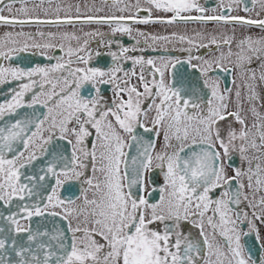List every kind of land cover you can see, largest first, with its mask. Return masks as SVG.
Here are the masks:
<instances>
[{
    "label": "snow or ice",
    "instance_id": "snow-or-ice-1",
    "mask_svg": "<svg viewBox=\"0 0 264 264\" xmlns=\"http://www.w3.org/2000/svg\"><path fill=\"white\" fill-rule=\"evenodd\" d=\"M15 2L11 0L6 4L5 0H0V23L61 22L59 17L56 21H41L39 17L30 16L26 7L15 10L27 17L19 19L12 14ZM20 2L27 3V0ZM111 3L123 4L117 8L121 13L130 12L132 8L136 13L89 15L83 22L108 24L113 35L128 36L133 33V28L126 23L130 20L143 24L216 21L264 29V19L228 14L236 11L243 0H229L227 4L219 0V7L225 9L219 15H206L208 9L199 0H147L150 7L146 9L141 8L140 0L134 5L124 0H111ZM256 3L264 11V0H253L254 6ZM153 8L172 15L166 20L139 17L140 11L151 12ZM5 9L10 15H4ZM243 10L251 12L253 9L245 4ZM193 11L200 15H184ZM65 22L71 24L73 17H65ZM38 35L45 37L43 32ZM138 35L144 37L145 43L177 39L194 44L192 38L175 33L172 37L149 36L143 32ZM6 36L8 39L0 42V58L4 61L30 49L39 50L42 56L47 54L45 50L54 48L64 52L60 57L49 56L56 63L47 66H0V85L27 81L20 83L19 90H12L10 100L0 103V121L4 122L0 127V201L9 204L15 197L23 200L24 194L33 195L29 185L21 182V170L42 156H51L46 167L40 169L44 175L26 178L33 183L51 174L57 187L47 197L44 209L39 205L31 208L23 205L22 211L30 220L43 215L48 207H60L71 232L70 236L60 232L54 237L58 241L59 254L49 250L43 261L33 256L32 264H257L251 251L241 243V236L254 232L258 237L259 229L249 221L248 233H242L240 224L248 219V213L234 209L247 202L253 209L252 215L264 224V113L257 107L259 103L260 108H264V97L257 91V87L264 86V36L236 40L226 34L219 37L198 34L201 41L208 40V44L196 45L198 48L215 45L220 51L219 56L211 59L189 56V64L193 59L201 61L200 65H192L199 67L203 76L199 91L184 73L175 72L171 82L166 79L165 73L169 67L175 69L180 63L178 59L161 57L160 66H157L154 59L129 55L136 51L135 47L121 45L119 53L111 51L109 55L115 63L106 69L89 67L94 55L88 50L91 38L99 37L108 48L114 43L111 39L105 40V34L99 31L85 33L82 42L75 34L63 33L60 40L69 41L67 45L53 42L56 33H48L46 43L36 42L30 33H15V37H23V40L14 38L11 32ZM72 40L77 42L76 47L72 46ZM139 43L137 40L136 44ZM100 55L99 51L95 52V56ZM125 61L132 62L130 70L123 67ZM74 63L84 67L73 68ZM137 65L140 67L138 76ZM149 65L153 70L151 79L144 71ZM217 71L231 74L233 83L239 73L242 86L247 89V113L251 121L245 114L240 88L235 92V109H230L231 89H221L220 77L211 75ZM133 76L137 77L142 91L131 83ZM85 85H91L95 95L85 94ZM104 85L112 86V97L106 98L102 92ZM37 88L39 91H35ZM30 92L32 96L28 102L25 97ZM36 105L47 109L43 118L25 115L14 121L5 120V117H15L21 108H35ZM150 114L152 127H147L145 122L149 121ZM233 121L239 128L233 126ZM137 128H143L146 133L154 132L156 137L163 132L161 149L157 151L153 140H145L137 134ZM124 134L140 146L138 157L128 159ZM56 139L72 145L71 158L64 156L63 151H49ZM237 157L240 164L233 163ZM89 166L92 175L82 181L86 185L82 202L77 204L75 200L62 199L57 189L69 180L84 177ZM157 170L163 174L162 182L155 175ZM234 183L236 190L232 191ZM217 189H223V193L214 198ZM209 211L210 216L207 215ZM7 219L15 226V232L29 230L16 216ZM205 220L212 228L211 236L205 234ZM185 222L200 229L203 243L207 245L206 257L202 256L200 245L193 243L181 230ZM217 236L223 243L216 239ZM35 238V235L28 237L29 240ZM261 248L264 249V245ZM0 249H6L5 239H0ZM16 254L21 257L19 264H28L23 259L24 249ZM0 264H3V257H0ZM260 264H264V258L260 259Z\"/></svg>",
    "mask_w": 264,
    "mask_h": 264
},
{
    "label": "flooded vegetation",
    "instance_id": "flooded-vegetation-1",
    "mask_svg": "<svg viewBox=\"0 0 264 264\" xmlns=\"http://www.w3.org/2000/svg\"><path fill=\"white\" fill-rule=\"evenodd\" d=\"M11 0H5V3H10ZM225 4L229 3V0H224ZM124 3H129L134 5L136 0H124ZM199 3L204 6L208 11L205 13L206 15H219L221 12H224L225 9L219 7V0H199ZM141 8L146 9L149 8L150 5L147 3V0H140ZM247 5L250 9H253L251 12H245L243 10L244 5ZM2 7V6H0ZM28 8L29 15L32 17H39L41 21H56L59 17L61 22L53 23V22H46V23H26L23 25L15 24V25H7L0 23V42L8 39L6 36L7 33H13L14 38L23 40V37H15V33L24 32L30 33L35 37L36 42L39 43H46L47 34L48 33H56V40L53 41L54 43H64L67 45L69 41L67 40H60V35L63 33L75 34L76 36L81 37V42L86 37L84 36L85 33L89 32H96L99 31L105 34L104 39H111L114 41L111 48L105 47L104 41L100 40L99 37L91 38L89 51L94 53L93 59L89 62V67H101V68H108L113 63L112 57L109 55L111 51H116L119 53L120 46L123 45L124 47L132 48L135 47L136 51L130 52L129 55L132 56H143L145 59H154L157 62V66H160V58L166 57L173 60L178 59L180 61L179 64H176L175 69L169 67L168 71L165 73L166 79L170 82L174 79L175 72L184 73L186 77L190 78L198 87L197 91H199V86L202 85L203 76L199 70V67L194 68L192 65H200L201 61L197 59H193L191 64L188 63L189 56L192 57H202L204 59H211L213 56H219L220 51L216 48L215 45H209L206 48H198L196 45L203 42L204 44H208L207 39H203L201 41L198 34L202 35L203 37H208L211 35H215L217 37L221 36L222 34H226L228 36H234L236 40H239L240 37L245 34L247 36L256 35V38L264 36V29H261L256 26H248L241 23H223V22H216V21H198V20H177L174 23H137L135 21H126V23L133 28L132 36H128L126 34L117 33L115 35L111 32V27L108 24H96V23H84L83 18L89 15L94 16H108L112 14L116 15H130L135 14L136 9L132 8L130 12L121 13L117 10L118 7H123V4L119 6H115L111 3V0H108V3H105V0H27V3H21L20 0H16L13 4V13L19 19H27L23 15V13H18L15 10L20 8ZM215 8L216 11L213 12L212 9ZM59 9V11H57ZM259 13V15H257ZM230 15H238L246 18L251 19H264V11L261 10L259 3H256L255 6L253 5V0H243V3L239 6L236 11H231L228 13ZM4 15H10L5 9ZM172 13H165L155 8L152 9L151 12L140 11L139 17L145 18L150 17L152 20H156L157 18H170ZM184 15H192L197 16L200 13L193 11L190 14ZM73 17V22L71 24L65 22V17ZM81 17V19L77 20L75 17ZM43 32L45 33V37L41 38L38 33ZM143 32L147 33L149 36H169L172 37L175 33L176 35H184L188 38H192L194 40L193 45H189L186 41L180 42L177 39H171L169 41H151L149 40L145 43L144 37L138 35V33ZM135 37V38H133ZM139 40L140 43L137 45L136 41ZM73 47L77 46V42L75 40L71 41ZM233 49H235V44H233ZM46 55H40L39 50L37 49H30L27 52L19 53L18 55H13V57L9 61H4L0 58V66L7 67L11 66H20V67H35L36 65L40 66H47L50 64L56 63L55 59H49V56L60 57L64 55V52L61 51L59 48L45 50ZM99 51L101 53L100 56H95V52ZM223 51H227V48H224ZM255 67V65H253ZM73 68L76 67H84L83 64H73ZM123 67L125 70H130L133 65L131 61H125L123 63ZM137 76L140 72L139 65L135 66ZM145 74L148 79H151V72L153 71L151 66H147L145 68ZM157 78L159 74L157 73ZM211 75H218L220 77V87L221 89L229 88L231 89V104L230 109H235V92L238 88L241 90L242 98L246 100L247 96V89L242 86V81L239 73L235 75V83H233V76L229 73L224 72H214ZM25 81H11L10 83H5L0 85V103H4L11 99L13 95L12 90L16 89L19 90V85ZM131 83L133 85H137L140 87L142 91V86L139 84V81L136 76L131 78ZM111 85H104L102 86V92L106 96V98L112 97ZM206 90V89H205ZM35 91H39V89H35ZM85 94L95 95L94 90L92 89L91 85H85L84 88ZM264 97V86H262L261 90L259 91ZM32 93H28L25 97V100L30 102ZM264 102V101H262ZM262 113H264V108L259 109ZM47 114V109L44 108L42 105H36L35 108H21L18 110V113L15 117H5V120H13L18 118H23L25 115L35 119L37 117L43 118ZM151 114L149 117V121H146L145 124L147 127H152L151 123ZM3 121H0V127L3 126ZM233 126L239 128V125L233 121ZM47 127V125H45ZM137 134L143 136L145 140H153L156 144V150L159 151L163 145V132H161L159 137H156L154 132L146 133L144 132L143 128H137ZM125 135L126 140V147L124 151L127 153L128 159L133 157H138L140 152V146L134 142L130 136L127 134ZM71 139V137H69ZM92 140H89V146L91 145ZM63 151L64 156L71 158L72 154V145L68 144L66 140L56 139L53 141L52 145L49 148V151ZM9 158H11V154H8ZM51 159V156H42L37 161L38 168L36 169V175H44L43 172L40 171L42 167H46L47 161ZM234 164H240L239 158H235L233 161ZM229 174H232V170L229 169ZM35 175V176H36ZM91 166L85 171V176L81 177L77 180H69L67 181L62 187L58 188L57 191L60 197L64 200L72 199L75 200L77 204L82 202L83 197V189L86 187L82 181L85 178L91 177ZM156 177L158 180L162 182L163 174L157 170ZM48 176L52 177L51 174ZM63 178V177H62ZM41 181L37 183L41 184ZM55 178L53 177L52 181V188L50 193L52 194V189L56 188ZM236 190V184L234 183L232 186V191ZM150 191V187H149ZM248 192V189H245ZM223 189H217L213 193L214 198H218L222 195ZM144 194V193H142ZM153 198L155 194H152ZM25 196V194H24ZM47 196V197H48ZM89 197L91 198V192H89ZM249 198L251 199V194L249 192ZM19 199V197H15L12 199ZM256 200H259V194L256 196ZM11 201V202H12ZM9 204H5L3 201H0V209L7 208L10 206ZM47 204V198L44 202L38 200L35 205H39L42 209L45 208ZM236 211L247 212L248 219L243 220L240 224V228L242 233H248L249 221L255 223L256 227L259 229V236L257 237L256 233H248L247 235L241 236V243L245 245L247 249L251 251L253 259L257 261V264H260V259L264 258V249L261 248V245H264V224L257 220L255 216L252 215L253 209L247 205V202L242 203L238 209H234ZM257 213L259 212V208L256 209ZM52 212L61 213L60 215H55L63 218V209L60 207L51 208L48 207L44 214L41 216H33L37 223H38V232L36 234L37 237V248L39 252H48L50 248H52V238L56 237V229L51 228L52 225L50 218L54 215H51ZM14 216L19 220L20 224L28 229L29 227V219L25 218L26 214L22 211H12ZM207 215H212L211 211L207 213ZM218 219V216L215 217ZM64 219V218H63ZM65 220V219H64ZM67 225L68 221L65 220ZM1 223V222H0ZM76 221L73 220V226H75ZM14 228L15 226L12 225ZM0 229H2L0 224ZM181 230L184 232L189 239L193 241V243H197L201 247L202 256H207V245L203 243V236L201 235L200 229L192 225L190 223H182ZM54 231V232H52ZM70 232V231H69ZM45 233H47L45 235ZM205 234L211 236L212 228L210 225L207 224L205 220ZM71 235V232H70ZM0 239H5V234L1 233L0 231ZM217 240L223 243L222 238L217 236ZM43 245L44 247H41Z\"/></svg>",
    "mask_w": 264,
    "mask_h": 264
},
{
    "label": "water",
    "instance_id": "water-1",
    "mask_svg": "<svg viewBox=\"0 0 264 264\" xmlns=\"http://www.w3.org/2000/svg\"><path fill=\"white\" fill-rule=\"evenodd\" d=\"M37 161H34L32 164L28 165L25 169H22L23 175L21 176V182L28 184L29 188L32 189L33 195L25 194L24 199H15L11 202L10 206L7 208L0 209V224L3 229L1 233L5 234L6 249H0V257H3V264H8V261L11 260V264H19L21 257L17 255L21 249H24L23 259L28 261V264H32L33 256H39L40 260L43 261L44 256L47 252H39L37 248V237L38 232V223L34 217L29 220L28 231H23L17 233L14 231L11 222L7 219L8 216H12V211H22L23 205L28 206L29 208L35 206L36 202L41 199L44 202L51 191L53 177L46 176L41 184L37 182L29 183L26 177L35 176ZM23 212V211H22ZM24 213V212H23ZM51 228L56 229V234L63 232L66 235L70 236L69 228L66 221L59 216L49 217ZM54 232V231H52ZM30 235H35V240H29ZM57 236V235H56ZM13 241L15 242V251H13ZM52 248L50 250L54 253H57L58 241L57 239L52 238ZM67 243V241H65Z\"/></svg>",
    "mask_w": 264,
    "mask_h": 264
},
{
    "label": "rangeland",
    "instance_id": "rangeland-1",
    "mask_svg": "<svg viewBox=\"0 0 264 264\" xmlns=\"http://www.w3.org/2000/svg\"><path fill=\"white\" fill-rule=\"evenodd\" d=\"M246 36L247 35L243 34L240 37V39H242V38H244ZM250 36H252L254 39H256V35H250ZM261 88H262V86L257 87V91L259 92L261 90ZM242 99H243V102H244L245 114L248 115L249 121H251V115H250V113H247V108L249 107V105L247 104V100H245L244 98H242ZM257 107H258V109H261L259 103L257 104Z\"/></svg>",
    "mask_w": 264,
    "mask_h": 264
}]
</instances>
